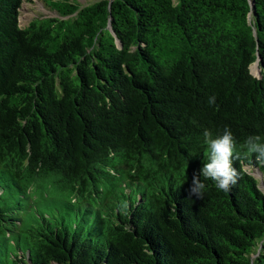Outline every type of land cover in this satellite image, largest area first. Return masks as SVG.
I'll return each instance as SVG.
<instances>
[{
	"label": "trees",
	"instance_id": "16d2710c",
	"mask_svg": "<svg viewBox=\"0 0 264 264\" xmlns=\"http://www.w3.org/2000/svg\"><path fill=\"white\" fill-rule=\"evenodd\" d=\"M31 1L0 0V264H264L239 147L264 142V0H42L20 27ZM225 127L240 179L190 197Z\"/></svg>",
	"mask_w": 264,
	"mask_h": 264
},
{
	"label": "clouds",
	"instance_id": "9594fccd",
	"mask_svg": "<svg viewBox=\"0 0 264 264\" xmlns=\"http://www.w3.org/2000/svg\"><path fill=\"white\" fill-rule=\"evenodd\" d=\"M208 103L214 104L215 97H209ZM203 142L207 148V162L194 172L191 183L188 187L189 196L202 199L206 184L201 180H211L215 182L216 187L222 191H230L240 179V174L233 167L234 158L238 157L237 143L231 130L225 127L223 133L216 137L209 130L203 132ZM246 150L249 156H255V162L264 166V142L259 135L249 136L240 146ZM128 205L125 203L122 207L123 214L127 215Z\"/></svg>",
	"mask_w": 264,
	"mask_h": 264
},
{
	"label": "rangeland",
	"instance_id": "374dc122",
	"mask_svg": "<svg viewBox=\"0 0 264 264\" xmlns=\"http://www.w3.org/2000/svg\"><path fill=\"white\" fill-rule=\"evenodd\" d=\"M81 6L90 3V0H75ZM32 3H24L20 10L19 24L20 27L25 26L32 19H42L49 17H56L55 13L50 11L42 0H32ZM257 66H250V73L252 76L258 78ZM245 170L256 177L259 182V187L264 191V175H261L256 168L245 167Z\"/></svg>",
	"mask_w": 264,
	"mask_h": 264
},
{
	"label": "water",
	"instance_id": "95a60500",
	"mask_svg": "<svg viewBox=\"0 0 264 264\" xmlns=\"http://www.w3.org/2000/svg\"><path fill=\"white\" fill-rule=\"evenodd\" d=\"M253 65L257 66V63L254 62ZM257 72H258V75H259V77H260V70H259L258 68H257ZM259 77H258V78H259Z\"/></svg>",
	"mask_w": 264,
	"mask_h": 264
}]
</instances>
